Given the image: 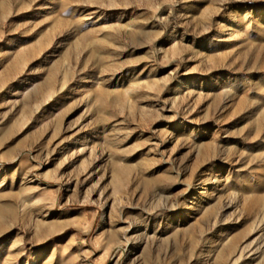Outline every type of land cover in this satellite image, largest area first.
<instances>
[{
	"label": "rangeland",
	"instance_id": "1",
	"mask_svg": "<svg viewBox=\"0 0 264 264\" xmlns=\"http://www.w3.org/2000/svg\"><path fill=\"white\" fill-rule=\"evenodd\" d=\"M0 264H264V0H0Z\"/></svg>",
	"mask_w": 264,
	"mask_h": 264
},
{
	"label": "bare ground",
	"instance_id": "2",
	"mask_svg": "<svg viewBox=\"0 0 264 264\" xmlns=\"http://www.w3.org/2000/svg\"><path fill=\"white\" fill-rule=\"evenodd\" d=\"M190 85V81H180L176 86H174L172 94H180Z\"/></svg>",
	"mask_w": 264,
	"mask_h": 264
}]
</instances>
